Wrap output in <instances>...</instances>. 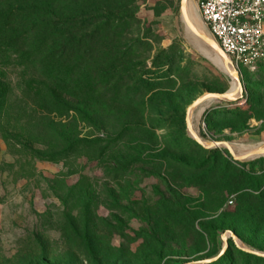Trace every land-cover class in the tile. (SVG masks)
<instances>
[{"label":"rangeland","instance_id":"1","mask_svg":"<svg viewBox=\"0 0 264 264\" xmlns=\"http://www.w3.org/2000/svg\"><path fill=\"white\" fill-rule=\"evenodd\" d=\"M41 2L76 7L98 33L92 59L58 70L50 40L38 48L47 13L0 0V264H264L234 242L264 254V156L188 132L189 107L236 84L195 49L183 0ZM236 71V98L198 105L193 129L257 146L264 69Z\"/></svg>","mask_w":264,"mask_h":264},{"label":"built area","instance_id":"2","mask_svg":"<svg viewBox=\"0 0 264 264\" xmlns=\"http://www.w3.org/2000/svg\"><path fill=\"white\" fill-rule=\"evenodd\" d=\"M196 4L212 39L237 69H264V0H197Z\"/></svg>","mask_w":264,"mask_h":264},{"label":"trees","instance_id":"3","mask_svg":"<svg viewBox=\"0 0 264 264\" xmlns=\"http://www.w3.org/2000/svg\"><path fill=\"white\" fill-rule=\"evenodd\" d=\"M44 5L45 3H42L41 0H36V5L33 6L32 9V11H35V17L40 16L42 12L47 13L39 18L35 27L36 30L38 28L40 35L38 39L39 49L48 45V41L50 40L49 49L45 52L44 59L51 57H53L51 59L55 61L58 59V61H60L56 64L58 70L64 65V62L71 59L75 62L81 60V64L84 61L92 59L93 57L90 58L91 55L88 57L85 54L86 50H84V46L92 45L95 42L94 38L98 33V29L95 27L97 23L96 19L87 17L86 14L77 11L76 7L69 8L73 11H68L65 14H55L53 10L45 9ZM86 29H91V32L89 34L90 36L86 38L87 41H84V38L79 36V34ZM87 47L89 48L90 46ZM97 61L99 63V59H97ZM103 70L104 66L100 64L96 75L103 73ZM212 152L214 153L216 151L213 150ZM224 165L226 172L230 173L229 177L236 178L237 172L230 167V164L225 163ZM229 241L232 242L231 239H229Z\"/></svg>","mask_w":264,"mask_h":264},{"label":"bare ground","instance_id":"4","mask_svg":"<svg viewBox=\"0 0 264 264\" xmlns=\"http://www.w3.org/2000/svg\"><path fill=\"white\" fill-rule=\"evenodd\" d=\"M183 10L186 15L192 20L193 26L196 29L198 33H200V40L197 43L195 49L202 55H204L211 63H213L216 67H218L223 73L226 75L230 76V68L228 65L224 63L223 58L220 56L219 52L215 49L208 48L206 44L203 42L202 38L212 40V37L210 33L208 32L207 28L203 24L200 14L198 11V7L196 4L195 0H183ZM233 82L236 84V82L233 80ZM238 89L237 85L233 87L231 92H228L230 96L235 97L237 95ZM201 104V103H200ZM198 104V105H200ZM196 106H190L187 112V124L189 129L191 130L190 136L194 138L195 140L197 139L195 134V130L193 129V122L191 119V113L193 112L192 110L196 108ZM199 137V136H198ZM200 138V137H199ZM201 142L205 145L208 146L211 144V142H205L200 138ZM228 142V147L229 149L235 154L236 157L241 158L243 160H250L253 159L261 154V152L264 150V143L257 145V146H238V145H231ZM226 145V144H225ZM223 144L222 146L225 147Z\"/></svg>","mask_w":264,"mask_h":264},{"label":"water","instance_id":"5","mask_svg":"<svg viewBox=\"0 0 264 264\" xmlns=\"http://www.w3.org/2000/svg\"><path fill=\"white\" fill-rule=\"evenodd\" d=\"M180 10L182 11V2H181ZM196 33H198V32H196ZM200 37H201V36H200ZM202 39H203V42L206 44V46H207L208 48L215 49V50H217V51L219 52L220 56H221V57L223 58V60H224V63H225L226 65L229 66V68H230V77L236 82V85H237V88H238V87L240 86V82H239V78H238V74H237L236 68L234 67L232 61L229 59V57H228L225 53H223V52L219 49V47L217 46V44L214 42L213 39H212V40L205 39V38H202ZM228 91H229V90H228ZM228 91H227V92H224V93H207V94H204V95L201 96L199 99H197V101H196L194 104H192L191 107H192V106H196V105H198V104H200V103H203V102H205V101H211V100H216V101H218V102L234 100V99L236 98V96H235V97L230 96V95L228 94ZM187 125H188V124H187ZM188 132L191 133V130L189 129V127H188ZM190 133H189V134H190ZM195 136H196V138H197L196 141H198L200 144L204 145V144L201 142V140H200V138L198 137V135L195 134ZM193 139H194V138H193ZM223 144H224V145L226 144L224 148L228 149L229 152H230V154H231L235 159H238V157H236L235 154H234V153L229 149V147L227 146V145H228V142H211V144L208 145V146H209V147H223V146H222ZM262 156H264V150L261 152V154H260L259 156L255 157V158L262 157ZM240 159H241V158H240ZM253 159H254V158H253ZM224 240H226V238H225ZM234 242H235V244H236L239 248H241V249H243V250H245V251H250V252H252V253H254V254L264 256L263 253H260V252H258V251H254V250H250L249 248H247V247H245V246H243V245H240V242H238L236 239H234ZM202 262H203V263H207L208 260H204V261H202Z\"/></svg>","mask_w":264,"mask_h":264}]
</instances>
